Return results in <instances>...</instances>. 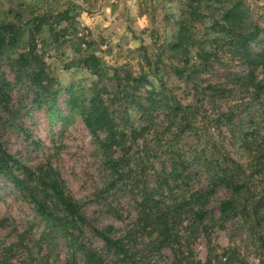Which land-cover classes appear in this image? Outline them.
Returning a JSON list of instances; mask_svg holds the SVG:
<instances>
[{
	"label": "rangeland",
	"instance_id": "374dc122",
	"mask_svg": "<svg viewBox=\"0 0 264 264\" xmlns=\"http://www.w3.org/2000/svg\"><path fill=\"white\" fill-rule=\"evenodd\" d=\"M235 1L203 0L215 16ZM242 1L264 17V0ZM187 2L0 0V27L17 34L0 50V95L11 98L0 103V139L23 165L60 173L87 220L79 237L105 264H224L209 263L211 249L231 264H264V92L253 86L264 72H252L219 19L191 16ZM31 49L35 67L20 60ZM90 54L101 59L100 78L80 64ZM39 73L45 97L60 91L53 121L34 101ZM95 96L117 125L120 174L68 107ZM225 201L238 210L223 214ZM70 244L0 175V264H86Z\"/></svg>",
	"mask_w": 264,
	"mask_h": 264
},
{
	"label": "trees",
	"instance_id": "16d2710c",
	"mask_svg": "<svg viewBox=\"0 0 264 264\" xmlns=\"http://www.w3.org/2000/svg\"><path fill=\"white\" fill-rule=\"evenodd\" d=\"M214 1L217 4L228 3V0ZM187 3V8L191 16L207 18V14L204 13L206 11L213 16L211 18L214 24L219 19L218 21H221L223 29L227 31L221 32L233 34V41L238 48L243 50L249 65L252 66V72L259 68L264 72V45H262L264 39L261 38V35L264 34V17L256 20L251 9L242 0L233 2L224 13L218 12L217 16H215L214 12H210V7H204L203 0H188ZM16 36L17 34L13 30L1 26L0 50L8 46H13L17 42ZM253 44H261V51L259 53H253L251 51ZM204 54V56H207L209 53L204 51ZM39 58L35 50L31 49L27 54H22L20 60L29 67H35L42 63L39 62ZM80 64L91 74L99 78L103 75L101 59L95 54L84 57L81 59ZM34 76L40 84V87L38 85L35 86L34 101L40 107H48L49 118L53 121L58 115L55 112L57 111L55 110V104L60 91H55L53 98L48 99L42 92V90H46L43 85L44 78L40 77V73ZM253 86L257 88L258 93L264 92L263 82L254 83ZM3 87V85L0 86V93ZM6 87L9 89L10 85L6 84ZM10 99L8 94L0 95V103L3 105L9 102ZM76 102L77 99L73 100L69 103L68 107L71 111L77 110L80 113L90 134L97 140L112 174H120L121 160L113 156V149L120 142L119 132L116 129L117 125L111 117L107 105L98 96L91 97L87 106L79 107ZM100 130L106 132L107 137L105 140L100 138L98 134ZM19 172H22V176L18 175ZM0 175L10 180L26 197L31 198V201L36 205L38 212L46 221L47 225L62 231L71 243L70 245L75 247L77 252L83 254L86 264H105L104 258L98 250L79 237L80 235L78 233L80 232L81 236H83L82 227L87 224V220L82 214L80 203L75 201L68 193L65 181L59 172L52 167L40 166L34 170L23 165L20 160L5 150L0 139ZM223 184L237 189V192L241 190V185H234L231 180H226ZM194 203L201 206L196 214L202 218L206 197L204 195H198L195 197ZM235 210H238V207L233 201H225L221 206L222 213L227 216L231 212H236ZM59 212L61 214H58ZM99 235L106 243L111 241L104 233H99ZM208 256L209 263L216 262L219 259L224 260V264H231L232 262V257L225 250L219 255H214V251L211 249Z\"/></svg>",
	"mask_w": 264,
	"mask_h": 264
}]
</instances>
